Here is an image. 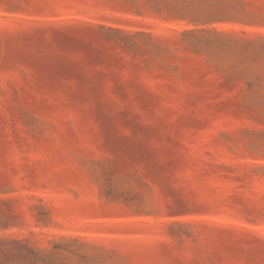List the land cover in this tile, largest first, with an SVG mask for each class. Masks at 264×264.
Segmentation results:
<instances>
[{
  "label": "rangeland",
  "instance_id": "374dc122",
  "mask_svg": "<svg viewBox=\"0 0 264 264\" xmlns=\"http://www.w3.org/2000/svg\"><path fill=\"white\" fill-rule=\"evenodd\" d=\"M0 264H264V0H0Z\"/></svg>",
  "mask_w": 264,
  "mask_h": 264
}]
</instances>
